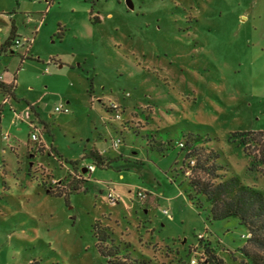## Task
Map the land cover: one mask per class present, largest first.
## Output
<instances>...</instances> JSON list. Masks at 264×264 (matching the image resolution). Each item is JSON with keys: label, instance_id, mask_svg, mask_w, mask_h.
<instances>
[{"label": "rangeland", "instance_id": "obj_1", "mask_svg": "<svg viewBox=\"0 0 264 264\" xmlns=\"http://www.w3.org/2000/svg\"><path fill=\"white\" fill-rule=\"evenodd\" d=\"M11 22L32 41L0 57L17 111L0 95V264H244L246 230L189 201L176 144L200 137L218 175L264 195L232 137L264 132V0H0V40ZM89 150L109 167L82 172Z\"/></svg>", "mask_w": 264, "mask_h": 264}, {"label": "trees", "instance_id": "obj_2", "mask_svg": "<svg viewBox=\"0 0 264 264\" xmlns=\"http://www.w3.org/2000/svg\"><path fill=\"white\" fill-rule=\"evenodd\" d=\"M16 37V28L11 22L9 33L0 44V57L10 51ZM14 89L15 85L13 83L4 84L0 81V93L4 97L14 98ZM29 108L31 111V106ZM106 109L114 119H120V109H118L119 118L115 117L117 109L108 106ZM232 137L238 138V143L242 146L245 154L252 157V164L264 165V132H240L234 133ZM119 141L120 145L122 141L121 139ZM199 143L200 137L190 135L188 140L176 144L180 150L184 151L183 160L187 161L188 168L192 172V176L189 177L188 181V186L191 189V193L188 195L189 201L193 203L194 197L195 199L198 196L202 197L203 204L207 207L208 218L212 221L236 219L237 223L246 230L245 244L239 250L244 259V264H264V195L259 190L242 183L238 176L225 178L218 175L217 170L220 166L215 164V156L211 151L206 153V149ZM164 144L167 146L169 142L163 143L160 141L158 143L160 152L161 149L165 148L163 147ZM251 144L258 146L256 154L248 150ZM82 159L89 160L95 169L96 167L107 168L110 165V161L105 160L95 150L83 153ZM191 161H193V164L190 163ZM262 175L264 177V171ZM73 190L77 191L79 188L75 186ZM62 194L64 193H56L55 196H62ZM64 195L66 197L67 193ZM194 204L202 209L198 202ZM93 227L98 253L101 256L110 257L109 251L102 247L103 242L106 241L104 234L97 231L95 225Z\"/></svg>", "mask_w": 264, "mask_h": 264}, {"label": "built area", "instance_id": "obj_3", "mask_svg": "<svg viewBox=\"0 0 264 264\" xmlns=\"http://www.w3.org/2000/svg\"><path fill=\"white\" fill-rule=\"evenodd\" d=\"M26 44H28V41L27 40H24V41H22L20 38H18V37H16L15 38V40L13 41V46L16 48V47H21V46H24V45H26ZM0 81H1V77H0ZM7 100H8V97H4L3 98V103H5V102H7ZM2 103V104H3ZM113 108H115V109H117V112H116V118H119V112H118V107L117 106H115V105H113ZM54 112H56V113H68L69 112V109L66 107V106H64L63 104H59V105H57V106H55L54 107ZM29 115H30V113L29 112H26L25 113V117H29ZM30 126L32 127V130H36L35 129V127L32 125V124H30ZM38 135H37V133L36 132H33V133H31L30 134V140L31 141H39V139H38ZM42 142V141H41ZM119 143H120V141H119V139H116V140H114L113 142H112V146L113 147H117L118 145H119ZM191 164H193V161H191L190 162ZM94 166L92 165V164H89L87 167H86V170L85 171H88L89 173H92L93 171H94ZM114 192L112 191V190H109L108 191V193H107V197L110 199V200H114V198H115V196H114V194H113ZM138 196H142V193H138ZM116 198H117V196H116ZM115 198V199H116ZM164 212V214H168L167 213V211L166 210H164L163 211Z\"/></svg>", "mask_w": 264, "mask_h": 264}, {"label": "crops", "instance_id": "obj_4", "mask_svg": "<svg viewBox=\"0 0 264 264\" xmlns=\"http://www.w3.org/2000/svg\"><path fill=\"white\" fill-rule=\"evenodd\" d=\"M41 20H43V16L41 17V19H40V26L42 25V21ZM18 37V36H17ZM24 40H27L28 41V44H26L25 45V48H26V50H25V55H27V50H28V47H29V45H30V43H31V41H32V39H24ZM4 40H3V38L0 40V44L3 42ZM24 47V46H23ZM12 53V52H11ZM0 77H1V81L4 83V84H14L15 85V83H16V80H15V75H12V77H11V80L10 81H5L3 78H2V76L0 75ZM15 87H16V85H15ZM14 93H15V89H14ZM0 95L2 96V103H3V98H4V96H3V94L2 93H0ZM15 98H16V96H15V94H14V98H11V97H8V100H7V102H5V103H3L2 105H9V107H10V109L12 110V112L15 114L17 111H16V108L15 107H12L11 106V99H12V101H14L15 100ZM29 106H31V108H32V112L30 111V108H29ZM29 106H28V110H26V111H24V118L25 119H28V118H31V114L33 115V117H35L36 118V120L39 118V114H38V110L36 109L37 107H34V105H32V104H29ZM1 113H2V110L0 111ZM26 112H29L30 113V115H29V117H25V113ZM30 120V119H29ZM30 123L29 124H32L33 126H34V123H32L31 122V120L29 121ZM0 129H1V126H0ZM8 138V137H7ZM42 142H43V139L41 140ZM99 151V153L100 154H102V150H98ZM89 165V164H88ZM95 171V170H94ZM93 171V172H94ZM92 172V173H93Z\"/></svg>", "mask_w": 264, "mask_h": 264}, {"label": "water", "instance_id": "obj_5", "mask_svg": "<svg viewBox=\"0 0 264 264\" xmlns=\"http://www.w3.org/2000/svg\"><path fill=\"white\" fill-rule=\"evenodd\" d=\"M127 3H128V1H127ZM128 5H129V8L132 9V6L130 4H128ZM82 172H85V170L83 169Z\"/></svg>", "mask_w": 264, "mask_h": 264}]
</instances>
